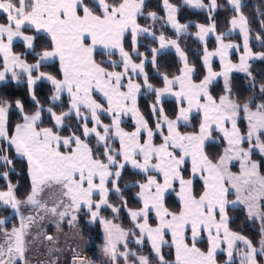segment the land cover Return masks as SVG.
<instances>
[{
	"label": "snow or ice",
	"instance_id": "snow-or-ice-1",
	"mask_svg": "<svg viewBox=\"0 0 264 264\" xmlns=\"http://www.w3.org/2000/svg\"><path fill=\"white\" fill-rule=\"evenodd\" d=\"M184 3L201 10L206 8L210 13V24L196 25L199 40L204 41L209 34H215L216 24L211 13L218 7L216 0H209L208 5L203 0H184ZM228 3L236 13L230 20L232 28H239L243 33L244 54L239 64L231 63L227 59L228 50L238 46L224 43V33L216 35L217 49L209 52L205 47L204 50L203 60L208 74L199 83H193L191 74L194 68L188 66L177 40L155 34V23L161 18L155 12H148L146 19L152 21L150 26H141L137 22L139 16L145 15V0H0V15L6 17V23H0L3 67L0 81L8 72L15 81L26 76L30 99L35 106V111L28 113L21 100L15 101L22 122L16 123L10 132L12 104L6 99L0 100V165L12 169L13 159L9 158L8 151L14 149L17 157L26 160L31 180V191L23 201L15 196V186L10 182L7 191H0V202L10 206L21 219L19 228L13 227L11 232L2 230L0 264H30L26 241L28 229L47 216L58 218L57 224L70 216L69 223H72L81 212L89 217L88 223L102 225L105 233L102 251L112 264H119L120 257H123L124 264H150L147 256L138 255L129 248L130 236L135 238L137 245H142L147 238L159 264H168L161 255V246L167 243L164 237L168 232L172 237L171 246L175 248L174 264H216L215 253L222 243L227 244L226 264H232L234 253L240 255L241 264H259L257 255L264 257V176L260 174L261 162L253 160L252 156L258 153L264 157V100L253 109V98L240 103L232 95L228 74L233 69L246 72L253 88L256 84L255 77L248 71L247 61L254 54L249 49L250 29L241 11V0H228ZM163 7L165 23L175 30L176 35L186 32L188 25L177 21L178 8L169 0H163ZM26 27L33 30V34H26ZM261 27L264 28V22ZM129 34L132 53L144 57L139 63L133 62L132 53L125 50L124 41ZM141 36L158 40L160 49L175 48L184 61L179 75L169 78L167 74H160L164 85L161 88L150 83L145 72L147 58L139 52ZM16 39L22 40L33 54L34 63H27L13 52ZM257 39L261 37L257 36ZM98 48L109 58L118 51L123 71L106 70L102 66L105 61L98 62L95 58ZM149 51L151 63L158 69L156 57L159 49L153 47ZM255 55L264 59V53ZM215 56L221 61L220 72L212 71L210 65ZM50 61H58L57 74L41 71ZM107 63L113 68L119 66L115 60L109 59ZM139 76H143L142 84L134 80ZM218 77L224 78L225 94L217 100L210 94L209 85ZM38 81H47L52 86L47 107L35 94L34 85ZM176 85L179 90H175ZM141 88L155 96L150 105L156 117L154 129L137 107ZM259 92L264 96V84L259 85ZM97 93L103 102L93 98ZM65 94L68 97L66 110L58 113L55 109L64 104ZM164 96L176 99L174 118H170L161 106ZM194 111L202 114L198 132L182 133L179 131L181 122L189 124ZM45 113L50 127H40ZM241 113L247 121L246 134H242L238 127ZM102 114L111 118L110 124L103 123ZM129 114L135 124L133 131L121 127L122 118ZM73 117L76 129L71 130L70 135L62 136L60 131L66 127L65 121ZM157 132L162 137L159 145L153 142ZM213 132L220 133L227 145L215 160L204 151L206 142L213 139ZM92 137H95V150L89 143ZM116 139L119 148L113 146ZM245 142L247 148L243 147ZM189 159L191 176L186 179L184 166ZM233 161L239 162V172L231 171ZM129 165L147 177L146 182L133 185L139 188L136 198L142 202V207L135 210L127 207L128 201L120 187L123 170ZM8 170L0 172V177L7 180ZM197 175L203 182V192L198 197L193 190ZM176 183L179 184L176 195L180 209L172 212L165 206V197L170 190H175ZM46 189H55L59 193L56 203L51 206L42 199ZM111 193L116 194L119 205L110 202ZM230 195L235 199L229 200ZM21 204L28 206L35 215H21ZM229 205H242L249 219L261 221L259 249L243 235L229 230ZM105 208L113 214L127 209L133 229H123L101 216ZM150 212H155V227L149 224ZM2 224L4 221L0 220ZM135 229L139 230V235ZM189 230L191 244L187 242ZM204 232L207 233V252L196 246ZM121 242L123 252L118 248ZM237 242L244 246L240 252L236 249ZM73 264L87 262L77 253L73 256Z\"/></svg>",
	"mask_w": 264,
	"mask_h": 264
},
{
	"label": "trees",
	"instance_id": "trees-1",
	"mask_svg": "<svg viewBox=\"0 0 264 264\" xmlns=\"http://www.w3.org/2000/svg\"><path fill=\"white\" fill-rule=\"evenodd\" d=\"M161 0H145L144 5V13L145 15L139 16L137 22L141 26H150L152 21L150 19H145L144 16L148 12H155L158 19L155 23V34H163L166 38H175L176 36L170 32L167 27L164 25V15L160 5ZM169 2L178 8L177 11V20L181 24L188 23H196V24H208L209 14L204 11H193L189 10L181 4V0H169ZM204 3H207V0H203ZM218 7L211 13L212 21L216 24V33H223L227 28L230 19L234 16L235 12L230 7L226 0H216ZM242 4V14L247 18L248 27L250 29L249 32V47L253 53H264V29L261 27V23L264 22V0H241ZM146 20V21H145ZM194 26L188 24V34H183L179 36L177 42L183 51L187 63L194 68L193 80L198 82L203 77V69L201 66L200 56H201V46L193 39L192 33L194 32ZM257 36H260L261 39H257ZM42 39V37H41ZM235 41H238V37L234 36L232 38ZM139 44V52L144 53L146 58H150L151 52L148 48L155 47V43L148 38L140 37ZM125 50L132 53V47L130 45V35L126 36L124 41ZM212 46L211 41L209 40L207 43V47L210 48ZM39 47V42H38ZM13 52L19 54L26 61L32 62L34 61V56L32 53L24 52L23 46L21 44H13L12 48ZM102 57L101 54L96 53L95 58ZM132 60L135 63L140 62V57L132 53ZM158 69L153 67V65L149 62L145 63V72L149 77V82L152 83L155 87H161L162 82L157 77L160 74H167L169 78L177 76L180 73V64L176 56L171 52L160 53L156 57ZM2 66V58L0 57V67ZM248 71L251 73L252 77H255L256 87H252V80L248 74H243L239 72H234L229 75V82L232 87V95L234 98L238 99L240 103H243L250 98H253L252 108L255 109V105L262 100H264V96H261L259 92V85L264 84V59L258 58L252 63L248 65ZM57 64L55 62L50 64H45L42 67L41 71L50 72L52 74H57ZM35 94L38 100L45 105V107L49 106L48 97L51 95V86L46 83H38L35 87ZM210 94L218 99L221 95L224 94V87L222 81L219 79L214 82L209 87ZM154 95L152 93L142 94L137 98V107L140 113L144 116V118L148 121L150 127H154L153 124V114L151 112L150 105L154 102ZM6 99L12 104V109L9 113V130L11 132L14 129L16 123L20 122L21 117L19 112L15 109V101L17 99L21 100L24 105L25 111L28 113H32L35 111V106L32 100L29 97L27 85L25 82L14 83L12 81H8L0 85V100ZM64 104L57 106L56 111L59 113L63 110H66L67 101L66 98L63 97ZM166 114L170 118L175 117V113L177 112V107L175 103L171 100L162 101L161 105ZM103 119L104 117L101 116ZM200 123V118L197 115L191 116L190 125L179 126L180 131L185 132H197ZM66 127L60 131L62 136L68 135L67 133H71V130L76 129V121L73 118L65 121ZM40 126L50 127L49 119L47 114L45 113L43 122ZM124 126H128L131 128V125H128L126 122ZM238 127L243 134L245 132L244 121L240 119L238 121ZM184 129V130H183ZM79 134V132H77ZM158 141V138L155 139ZM90 146L95 150V139L91 138ZM4 147V146H3ZM102 151V150H101ZM205 153L213 160H215L221 154V142H209L205 144ZM9 158L13 159V166L11 170L6 169L4 166L0 165V172H4L6 170L9 171L8 179L5 180L3 177H0V190H6L8 187V183L10 182L15 186L14 194L15 196L23 201L28 193L31 191V181L28 176L27 164L24 160L15 157L12 151L9 149L8 151ZM259 158V157H258ZM261 162L260 170L264 172V162ZM184 176L185 178L190 177L189 165L186 163L184 166ZM144 179V176L136 171L130 170V168L126 167L123 170L122 178L120 180V187L122 189V193L125 199L128 201L127 207L130 209H139L141 208V202L136 198V194L138 192V187L133 185L136 182H141ZM177 184H175L176 186ZM111 187V185H109ZM176 190V188L174 187ZM203 189V185L198 178L194 179L193 190L195 195L198 197ZM175 190H171L166 194L165 197V206L172 212L179 211V203L177 202L174 192ZM109 200L111 203L119 205L120 200L116 196L115 193H111L109 196ZM101 216L106 219H110L113 223L120 225L123 229H133V223L128 216L127 209H121L119 214H113L110 209H102ZM228 228L232 232H236L240 235H243L247 239H249L254 247H258L261 239L260 231L261 224H258L254 220H250L245 212V210L239 206H229L228 209ZM88 216L81 212L78 214V225L80 227L81 234L84 236H93L94 241L99 244L102 241V228L99 222L90 225L86 222ZM0 220L4 221V224L0 225L5 230L10 229L13 225L17 224V217L11 214L9 208L0 206ZM149 224L156 225V220L153 218L151 214H149ZM137 235H139V230L135 229ZM1 233V229H0ZM134 237H129V248L133 251L137 252L138 255L147 256L150 260V264H159L158 257H155L152 253V247L149 242L145 239L142 245H136L133 243L132 239ZM197 247H199L202 251H206L207 249V241L205 239H200V242L197 243ZM120 250H124L123 248H119ZM242 250V249H240ZM172 248L168 245H164L161 247V255L164 260L167 262H172ZM235 255V253H234ZM233 255V257H234ZM264 257L257 255V260L261 263ZM132 259L131 257L129 258ZM216 261L220 264H226V257L224 253H218L215 256ZM33 260H39V258H33ZM123 258H119V264H122ZM92 262H90L91 264ZM170 264V263H169ZM232 264H239L236 260L232 258Z\"/></svg>",
	"mask_w": 264,
	"mask_h": 264
},
{
	"label": "rangeland",
	"instance_id": "rangeland-1",
	"mask_svg": "<svg viewBox=\"0 0 264 264\" xmlns=\"http://www.w3.org/2000/svg\"><path fill=\"white\" fill-rule=\"evenodd\" d=\"M207 1L209 3V0H207ZM161 8H162L163 15H164V18L163 19H164V25H165V27H167V29L176 36L175 38H166V37L165 38L166 39H175V40H177L178 37L179 36H182L183 34L181 33L179 36H177L176 33H175V30L170 25H168V24L165 23V21H166V11L164 10V7L161 6ZM187 9H189V8H187ZM189 10H193V9H189ZM208 14L210 15L209 12H208ZM144 18L146 19V16H144ZM210 23H211V21L208 24H210ZM208 24H204V25H208ZM197 32H198V29H196V30L194 29V32L192 33V35H194V34L196 35ZM223 33H224V43H231L233 45L238 46V47H234V48L228 50V57H227V59L230 60L231 63H233V64H239L240 63V57L244 54L243 34L241 33V31H240L239 28H235V29H233L232 27L230 28V21H229V24H228V28ZM160 35L161 34H156L157 37L160 36ZM195 35L192 36L193 39L201 46L200 61H201L202 69H203V77L201 78V80H202L204 78V76H206L208 74L207 67L205 66L204 60H203V57H204V54H205V52H204L205 47L207 48V50L209 52L215 51L217 49L218 44H217V41L215 39V36L218 35V33L215 32V34H209L205 38L204 41L199 40V38L197 37V35L196 36ZM233 35L238 37V41H235L233 39H227V38L234 37ZM130 38H131V36H130ZM149 40H151V39H149ZM209 40L212 43V46L210 48L207 47V43H208ZM151 41H153V40H151ZM130 42H131V40H130ZM153 42L155 43V48H158L157 42L156 41H153ZM249 49H250V47H249ZM255 54H257V53H255ZM98 58L100 59L101 57H97L96 58V60L99 61ZM108 58L109 57H107L106 59L108 60ZM110 58L113 59V60H116V58H114L113 56L110 57ZM256 58H257L256 55H253L252 57H250L248 59V61H247L248 65L250 63H252L253 61H255ZM103 65L106 67V69L109 68L110 71L112 70L110 68L111 67V64L107 63V61H105V63ZM210 65H211L212 71H214V72H220L222 70V68H221V61H220L219 56L212 57L211 60H210ZM180 68H181V66H180ZM234 72H239V73L247 74L246 72H242V71L233 69L231 72H229L228 75H230V74H232ZM193 74H194V72H193ZM219 79L222 81V84H223V87H224V78L223 77H218L217 79L213 80V82L209 85V87L214 82H216ZM192 81L194 83H199L200 82V81H198V82L194 81L193 80V76H192ZM93 98L94 99H97L98 102H103V98L98 93L95 94ZM105 106H106V103H105ZM194 115L199 116L198 114H195V113H194ZM101 116L104 117L103 119L101 118L102 121H103V123H105V124H110L111 123V118L110 117H108L106 115H103V114ZM199 118H200V120L202 119V114H200ZM131 119H132V117H131ZM240 119H242L244 121L245 132L243 134H246V132H247V121L245 119H243V113H241V118ZM125 122L128 125H131V128H128V126H124ZM132 124H133V121L131 122L130 120H127V121L126 120H122L121 127L124 128L125 131H132L133 130V125ZM153 124H154V127H155L156 117L154 115H153ZM181 124H184V123L181 122ZM184 125H186V124H184ZM189 125H190V123H189ZM91 126H92L91 123H89V127H91ZM228 127L230 128L231 125H228ZM198 129H199V127H198ZM181 132L182 133H192V132H185V131H181ZM67 134L70 135L71 133L69 132ZM165 134H167V129L165 131ZM212 135H213V140H215L214 141L215 143L221 142V153H222L223 150H224V148L227 146L226 145V142L223 140V137H222V135L220 133L213 132ZM92 138L95 139V137H92ZM157 138H158V141L154 140V143L156 145H159L160 143H162V137L160 136L159 133L157 135ZM95 145H96V143H95ZM2 146L5 147V145H2ZM113 146L115 148H119V140L118 139L114 140ZM243 147L244 148H247L248 147L247 142H245L243 144ZM252 159L255 160V161H258V162H259V160H261V161L264 162V157H261L258 153H255L252 156ZM186 163H188V165H189V171H190V176H191V160L189 159ZM127 167L130 168V170H132L133 172L135 171V170H133L131 168L130 165L127 166ZM231 171L232 172H239V162L238 161H233L232 162ZM150 174L155 175V173H150ZM260 174L262 176H264V172H261V170H260ZM142 175L144 176V179L141 181V183L146 182V180H147V177L144 174H142ZM195 178H198L200 180V178H199L198 175ZM160 181L163 182L162 181V177L160 178ZM200 182L203 185V182L201 180H200ZM176 184H177L176 186L174 185V187L176 188V190H175L174 193H175V198H176V200L179 203V209H180V202H179V199H178V197L176 195V192L179 191V184L178 183H176ZM138 191H139V188H138ZM58 196H59V193L56 192L55 189H46L44 191V193L42 194V199L45 202H47L49 206H51L52 204L56 203V201L58 199ZM95 198L96 199H99L98 196H96ZM233 199H235V196L234 195H230L229 196V200H233ZM141 204H142V202H141ZM229 206H232V205H229ZM238 206L241 207V208H243L245 210L246 214H247V210L242 205H238ZM20 211H21V215H24L23 214L24 212H28V213H31L32 215H35V212H32L30 210V208L28 206L24 205V204H21ZM150 214L153 216V218L157 222V219H156V216H155V212H150ZM57 219L58 218H53L51 216H47L44 220L39 221L38 224H33L28 229V234L26 236V241L28 242L27 258H28L29 262L33 258H36L37 257V258L43 260L45 262V264H53V262H55V264H65L67 262V259H68L69 255L71 253H83V254H87L89 256L88 258L91 260V262H92L91 264H112L111 259L107 255H105L104 252L102 251L103 246L105 245V233L103 231V227H102V231H103V233H102V241H101V243L97 244L94 241L93 236H84V235L81 234L80 227L78 225V218H77L76 221H74L72 223H69V221L71 220V217L69 216V217H66L64 220L59 221V224H57ZM88 220H89V217H87V219H86V222L87 223H88ZM250 220H254L258 224H261V221L259 219L252 218ZM88 224L93 225L94 223H88ZM156 225H157V223H156ZM150 226L155 227L154 225H150ZM13 227L19 228L18 225H13L10 229H8L6 231L11 232V230H12ZM0 229H1V233H0V243H3V233H2V230H5V229L2 226L0 227ZM187 236H188V241L187 242L189 244H191V232H190V230L187 232ZM201 236H202V238H200V239H205L207 241V233L206 232L202 233ZM48 237H52L53 239L52 240H49ZM134 239L135 238L132 239L133 242H134ZM164 239H165V241H167V243H165L164 245H168V246H170L172 248V250H173L172 251V256H173V259L175 260V248L173 246H171V240H172L171 233L168 232L165 235ZM200 239H198L197 243L200 242ZM120 244H121V246L123 248L122 242ZM119 245H118V248H121V247H119ZM164 245H162L161 247H163ZM243 248H244L243 244L240 243V242H237V244H236L237 252L242 251ZM256 248L257 249L260 248V243H259L258 247H256ZM207 249H208V241H207ZM207 249L204 252H207ZM226 249H227V244L226 243H222L221 246H220V248L217 249V251L215 253V256L218 253H224L225 254V257H226V261H227L228 260V256H227ZM240 249H242V250H240ZM120 251L123 252L124 250H120ZM152 253H153V255L155 257H157L156 254L153 251H152ZM121 258H123V257H121ZM233 259L236 260L239 264H241V257H240V255H238V254L235 253ZM262 260H263L262 262H264V258ZM169 263H171V262H168V264ZM216 264H219V263L216 261ZM220 264H222V263H220Z\"/></svg>",
	"mask_w": 264,
	"mask_h": 264
},
{
	"label": "crops",
	"instance_id": "crops-1",
	"mask_svg": "<svg viewBox=\"0 0 264 264\" xmlns=\"http://www.w3.org/2000/svg\"><path fill=\"white\" fill-rule=\"evenodd\" d=\"M227 2H228V0H226ZM181 3H182V5L183 6H185V7H187V8H189V9H193L194 11H204V12H207L208 13V10L205 8V9H203V10H201V9H197V8H194V7H191V6H188V5H186L185 3H184V0H181ZM204 3V2H203ZM205 5H208L209 3H208V1H207V4L206 3H204ZM229 4V3H228ZM160 5L163 7V0H161V2H160ZM230 5V4H229ZM231 7H232V5H230ZM232 9H233V7H232ZM165 10V9H164ZM235 15H236V13H235ZM234 15V16H235ZM232 19V18H231ZM230 19V20H231ZM0 23H6V17L4 16V15H0ZM188 24H191L192 26H194V28H195V30L197 29V27H196V23H188ZM187 24V25H188ZM232 27V25H231V23H230V28ZM24 31H25V33L26 34H33V30H31V29H29V28H25L24 29ZM182 34H188V30H186V32H182ZM243 34V33H242ZM195 35V34H194ZM194 35H192V36H194ZM235 35V34H234ZM233 35V36H234ZM237 35V34H236ZM196 36V35H195ZM141 37H144V36H141ZM140 38V37H139ZM145 38V37H144ZM149 39H151V38H149ZM130 40H131V38H130ZM156 42H157V44H158V48L157 49H159V53L158 54H160V53H164V52H172V53H174V55L176 56V58L178 59V61H179V63H180V66H181V68L183 67V65H184V61L180 58V56H179V54L176 52V50H175V48H172V47H167V48H164V49H160V45H159V41L158 40H156ZM16 43H18V44H21L22 46H23V49H24V52H26V53H31L28 49H26V47L24 46V43H23V41L22 40H19V39H16V40H14L13 41V44H16ZM130 45H131V47H132V44H131V42H130ZM180 47V46H179ZM12 48H13V45H12ZM150 49V48H149ZM102 49H100V48H98L97 49V51H96V53H101V55H102ZM15 53V52H14ZM16 54V53H15ZM258 54V53H257ZM19 55V54H18ZM254 55H255V53H254ZM1 58H2V56H0ZM113 57L114 58H116V60L115 61H117L118 62V67H115V68H113L112 66L110 67L112 70L111 71H123V65H122V63H119L120 62V60H121V57H120V55H119V52L118 51H116V53H115V55H113ZM140 57V59H143L144 57H141V56H139ZM22 59H24L23 57H21ZM107 57L106 56H103L102 55V57L99 59V61H101V60H104V61H108L109 60V58H108V60L106 59ZM111 59V58H110ZM151 59H152V57L151 58H148L147 60H146V62H149V63H151ZM257 59V58H256ZM25 60V59H24ZM111 60H113V59H111ZM26 61V60H25ZM98 61V60H97ZM98 61V62H99ZM27 63H34L35 62V60L34 61H32V62H28V61H26ZM53 62H55L56 64H57V68L59 67V63H58V61H50V62H47L46 64H50V63H53ZM152 64V63H151ZM102 66H104V65H102ZM189 66V65H188ZM105 67V66H104ZM189 67H191V66H189ZM106 68V67H105ZM106 70H108V71H110L109 70V68L108 69H106ZM0 71H3V67L1 66L0 67ZM17 71H19V70H17ZM180 74V73H179ZM178 74V75H179ZM192 76H193V73L191 74V79H192ZM157 77H159V79L161 80V82H162V85H161V87H163L164 85H163V80H162V78H161V75H157ZM134 80H135V82H137V83H143V76H139V77H134ZM8 81H12V82H14V83H20V82H25L26 83V85H27V82H26V76H21L20 77V79H19V81H15V80H13L12 79V77H11V72H8L7 74H6V77H5V79L3 80V81H0V85H2L3 83H5V82H8ZM193 82V81H192ZM38 83H46V84H49L50 86H51V84L50 83H48L47 81H38L37 83H36V85L38 84ZM124 83L126 84L127 83V77H125V80H124ZM194 83V82H193ZM36 85H34V87L36 86ZM52 87V86H51ZM161 87H158V88H161ZM27 89H28V86H27ZM124 90H126V89H124ZM175 90H179V86L178 85H176L175 86ZM28 93H29V91H28ZM146 93H149V92H147V90L146 89H144V88H141V91L138 93V95H137V98L140 96V95H142V94H146ZM154 95V94H153ZM29 97H30V95H29ZM64 97L66 98V101L68 100V97H67V95L65 94L64 95ZM155 97V96H154ZM154 100H155V98H154ZM165 100H171V101H173L174 103H175V105L177 106V103H176V99H175V97H172V96H164L163 98H162V101H165ZM185 106H187L186 104H185ZM18 111V110H17ZM194 113L195 114H198L199 116H200V114L201 113H197V112H193L192 113V115L191 116H193L194 115ZM124 118V119H123ZM122 118V120H130L131 122L133 121L132 119H131V114H129V115H127V116H124ZM22 122V120H20V122H18V123H21ZM133 130H134V128H135V124H134V121H133ZM182 125H184V124H180V126H182ZM40 127H44V126H40ZM155 127H153V129H154ZM166 126H165V128H164V132L166 131ZM132 130V131H133ZM199 130V129H198ZM198 130H197V132H198ZM158 133L159 132H157L155 135H154V137H153V142H154V140L157 138V135H158ZM144 138H146V135L144 136ZM215 140H211V141H208V142H206V143H209V142H214ZM116 142V141H115ZM117 143V142H116ZM5 147H7V145H5ZM10 150L12 151V153L15 155V157H17L16 156V153H15V151H14V149H11L10 148ZM17 158H19V157H17ZM21 159V158H20ZM23 160V159H22ZM25 162H26V160H24ZM26 164H27V162H26ZM28 169V168H27ZM31 181V180H30ZM0 191H7V189L6 190H0ZM202 192H203V190H202ZM201 192V193H202ZM174 195H175V193H174ZM178 202V201H177ZM0 206H4V207H7V208H9L10 209V211H11V214H13V215H15L16 217H17V224L16 225H18V226H20V223H21V219H20V215H17L16 214V212L10 207V206H6V205H3V203L2 202H0ZM142 207V206H141ZM20 214H21V211H20ZM24 215L23 216H28V215H32L31 213H28V212H24L23 213ZM101 228H102V225H101ZM103 232V231H102ZM146 240H147V238H145ZM148 241V240H147ZM149 242V241H148ZM134 243V242H133ZM135 244V243H134ZM149 244H150V242H149ZM122 245H123V243H122ZM137 245V244H136ZM151 245V244H150ZM119 247H121L122 248V246H121V244L119 245ZM154 252V251H153ZM155 253V252H154ZM174 260V259H173ZM172 260V262L170 263V264H174V261ZM264 262H261V263H259V264H263ZM122 264H124V261L122 262Z\"/></svg>",
	"mask_w": 264,
	"mask_h": 264
},
{
	"label": "built area",
	"instance_id": "built-area-1",
	"mask_svg": "<svg viewBox=\"0 0 264 264\" xmlns=\"http://www.w3.org/2000/svg\"><path fill=\"white\" fill-rule=\"evenodd\" d=\"M77 253H73L71 254L69 257H68V261L66 264H73V256L76 255ZM79 257L83 260V261H86L87 264L89 263V259L86 255L84 254H79ZM32 264H44V262L42 260H34L32 262Z\"/></svg>",
	"mask_w": 264,
	"mask_h": 264
}]
</instances>
